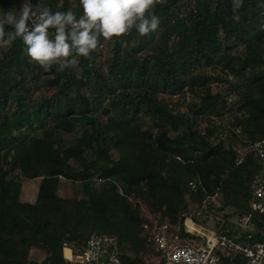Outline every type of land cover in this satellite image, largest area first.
<instances>
[{"label":"trees","instance_id":"1","mask_svg":"<svg viewBox=\"0 0 264 264\" xmlns=\"http://www.w3.org/2000/svg\"><path fill=\"white\" fill-rule=\"evenodd\" d=\"M22 2L0 0V18ZM28 2L83 15L79 0ZM153 11L156 30L100 36L63 70L32 61L20 38L0 48V264H77L62 241L78 248L98 233L125 264H155L141 207L186 239L185 218L205 225L210 212L217 232L258 239V223L248 232L235 220L251 216L262 169L234 144L264 137V0H161ZM35 178V202L20 201ZM62 179L77 186L61 195Z\"/></svg>","mask_w":264,"mask_h":264},{"label":"built area","instance_id":"2","mask_svg":"<svg viewBox=\"0 0 264 264\" xmlns=\"http://www.w3.org/2000/svg\"><path fill=\"white\" fill-rule=\"evenodd\" d=\"M29 26L31 27V21ZM236 131L239 132V129ZM238 142L234 145L237 154L242 156L246 153H254L262 174L251 181L250 214L252 217L243 216L235 221L248 232H252L258 223V228L255 230L258 239L253 242L239 241L223 232H217L215 223L210 229L199 225L191 215L185 218L183 229L194 235V239H186L179 234L181 226H171L146 212L141 216L143 219L141 225L160 259L156 264H264V137L253 142ZM188 184L191 188L196 186L192 180ZM216 197V194L209 195L204 201V206L209 201L215 202ZM186 220H189L195 229L190 230ZM246 238L250 240L252 233H248ZM189 241L195 242L194 246ZM61 245L63 254L65 249L69 250L70 256L64 255L65 260L77 264H125L117 251L114 238L104 233L92 234L85 244L78 248L67 240L62 241ZM75 249L80 251L73 254Z\"/></svg>","mask_w":264,"mask_h":264},{"label":"clouds","instance_id":"3","mask_svg":"<svg viewBox=\"0 0 264 264\" xmlns=\"http://www.w3.org/2000/svg\"><path fill=\"white\" fill-rule=\"evenodd\" d=\"M83 15L57 11L37 4L33 7L23 0L19 12L9 10L0 18V48L10 47L17 38L22 39L26 53L44 69L60 63L61 70L78 60L67 58L75 53L87 57L98 46V37L106 39L128 34L133 25L146 35L157 29L160 20L154 8L161 0H79ZM148 14L147 16L145 14ZM150 17V19H149ZM31 21V27L29 26ZM5 25L13 28L6 32ZM55 29L54 38L49 29ZM126 42L122 41V44Z\"/></svg>","mask_w":264,"mask_h":264},{"label":"rangeland","instance_id":"4","mask_svg":"<svg viewBox=\"0 0 264 264\" xmlns=\"http://www.w3.org/2000/svg\"><path fill=\"white\" fill-rule=\"evenodd\" d=\"M229 79L233 80L232 76L228 77ZM174 100L177 99V97L173 98ZM205 125L204 122H200V127L202 128ZM72 137V136H71ZM239 142L237 141L234 145H237ZM116 152H113L112 156L115 158L116 157ZM38 184H39V178H35V179H24L22 182V189H21V194H20V201H27V202H35L36 200V194H37V188H38ZM77 186L76 182L73 181H68V180H61V187L62 188L59 191V194L61 195H65L68 192L72 191V189ZM217 199V197H216ZM215 203L217 204V201H215ZM146 212H148V214H151L148 210H146L144 207H141L140 210H137V216H134V218L136 219L137 217H141L142 215H144ZM207 218H206V223H205V227H208L209 229L213 227L215 221H216V216H218L216 213L214 212H210L208 214H206ZM219 217V216H218ZM236 219V217H231V220ZM186 225L188 226V228L190 230L194 229L195 227L192 225V223L189 220H186ZM202 228V227H201ZM197 242V241H196ZM189 243L191 245L194 246L195 242L193 241H189ZM64 255L66 257H69V250L65 249V253ZM32 257L38 261H40L43 257H44V253L41 251H33L32 253ZM160 259L157 257L155 258L154 263L156 264L157 262H159ZM73 262V261H72Z\"/></svg>","mask_w":264,"mask_h":264},{"label":"bare ground","instance_id":"5","mask_svg":"<svg viewBox=\"0 0 264 264\" xmlns=\"http://www.w3.org/2000/svg\"><path fill=\"white\" fill-rule=\"evenodd\" d=\"M195 229V228H194ZM193 230V229H192Z\"/></svg>","mask_w":264,"mask_h":264}]
</instances>
